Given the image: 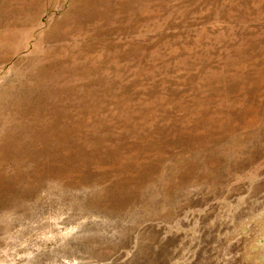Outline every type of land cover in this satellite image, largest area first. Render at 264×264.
Instances as JSON below:
<instances>
[{
    "label": "rangeland",
    "instance_id": "obj_1",
    "mask_svg": "<svg viewBox=\"0 0 264 264\" xmlns=\"http://www.w3.org/2000/svg\"><path fill=\"white\" fill-rule=\"evenodd\" d=\"M0 0V264H264V0Z\"/></svg>",
    "mask_w": 264,
    "mask_h": 264
},
{
    "label": "bare ground",
    "instance_id": "obj_2",
    "mask_svg": "<svg viewBox=\"0 0 264 264\" xmlns=\"http://www.w3.org/2000/svg\"><path fill=\"white\" fill-rule=\"evenodd\" d=\"M82 2H80L82 5H80V7H82V6H86L87 4H91V5H93V4H96V2L95 1H93V0H81Z\"/></svg>",
    "mask_w": 264,
    "mask_h": 264
}]
</instances>
